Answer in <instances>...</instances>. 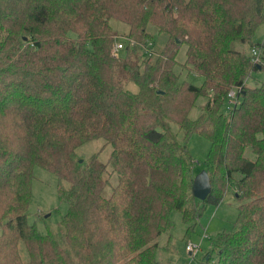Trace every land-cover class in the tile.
<instances>
[{
    "label": "trees",
    "instance_id": "1",
    "mask_svg": "<svg viewBox=\"0 0 264 264\" xmlns=\"http://www.w3.org/2000/svg\"><path fill=\"white\" fill-rule=\"evenodd\" d=\"M261 23L264 0H0V264H162L170 210L189 229L228 185L235 220L199 264H264V79L248 81L264 66L252 42ZM182 43L200 85L179 82ZM194 133L210 145L198 205ZM97 138L111 146L106 161L80 162L76 147ZM35 165L67 206L46 234L26 222Z\"/></svg>",
    "mask_w": 264,
    "mask_h": 264
},
{
    "label": "rangeland",
    "instance_id": "2",
    "mask_svg": "<svg viewBox=\"0 0 264 264\" xmlns=\"http://www.w3.org/2000/svg\"><path fill=\"white\" fill-rule=\"evenodd\" d=\"M109 23L118 34L126 29V25L123 23L113 20H110ZM149 30H151L152 34H155V30H152L151 27ZM155 39L157 42L155 49L158 50L162 37L156 35ZM252 42L262 44L264 57V23L259 24L254 29ZM151 54L156 55L155 52ZM175 60V71L179 73V82L186 81L200 85L201 78L183 67L185 62V45L183 43L177 49ZM250 77L248 81L255 77L260 81L263 80L264 66L256 73H252ZM126 87L130 90L135 89V86L130 83H126ZM203 101L204 98L200 96L195 99V105L191 107L188 114L189 118L196 117L198 114L196 104H201ZM228 108L225 100L220 106V111L226 114ZM180 135L178 133L179 139ZM186 145L192 159V171L195 175L205 168L204 160L209 151V141L205 137L194 133L187 138ZM110 150L111 146L109 144H105L101 138H97L79 145L76 147L75 152L80 162H87L94 153H97L98 160L105 162ZM247 155L250 156V154ZM31 173L30 200L26 213V222L34 224L37 231L41 234H46L54 229L55 223L66 212L67 206L57 197L56 179L52 173L38 165L33 166ZM109 181L110 184H114L115 177L111 176ZM195 202L197 205L201 203L197 199ZM237 204L233 189L228 185L217 203L200 205L199 216L189 229L186 223L182 221L181 213L174 209L170 210L169 220L172 228L156 238L161 244V248L157 251V259H160L162 264H199L203 255L210 249L216 233L231 228L237 214ZM39 216L43 218H39ZM185 242H190L195 246V250H185Z\"/></svg>",
    "mask_w": 264,
    "mask_h": 264
},
{
    "label": "water",
    "instance_id": "3",
    "mask_svg": "<svg viewBox=\"0 0 264 264\" xmlns=\"http://www.w3.org/2000/svg\"><path fill=\"white\" fill-rule=\"evenodd\" d=\"M190 192L192 197L199 201H202L210 192L208 175L204 170H200L192 177Z\"/></svg>",
    "mask_w": 264,
    "mask_h": 264
},
{
    "label": "built area",
    "instance_id": "4",
    "mask_svg": "<svg viewBox=\"0 0 264 264\" xmlns=\"http://www.w3.org/2000/svg\"><path fill=\"white\" fill-rule=\"evenodd\" d=\"M121 46H122L121 42H116L113 45L112 50H117ZM250 52H251V56H252V61L256 62L257 61V57H258L259 52H260V48L258 46H253L250 49ZM226 103H227L228 107L231 106V105H235L237 103V98L235 96V90L234 89L228 90V92L226 94ZM184 249L187 250V251H193V250H195V246H193L190 242H185Z\"/></svg>",
    "mask_w": 264,
    "mask_h": 264
}]
</instances>
